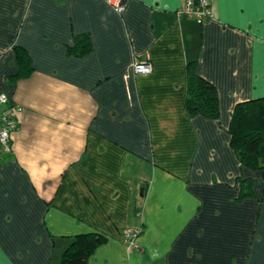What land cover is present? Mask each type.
<instances>
[{
    "label": "crops",
    "instance_id": "crops-1",
    "mask_svg": "<svg viewBox=\"0 0 264 264\" xmlns=\"http://www.w3.org/2000/svg\"><path fill=\"white\" fill-rule=\"evenodd\" d=\"M182 3L0 0V94L21 108L0 146V264H60L86 232L106 238L86 264H264V179L228 133L234 106L264 97V0H210L203 24ZM84 33L90 52L69 53ZM16 46L32 70L13 79ZM189 62L216 119L186 109ZM137 227L140 251L121 240Z\"/></svg>",
    "mask_w": 264,
    "mask_h": 264
},
{
    "label": "trees",
    "instance_id": "trees-1",
    "mask_svg": "<svg viewBox=\"0 0 264 264\" xmlns=\"http://www.w3.org/2000/svg\"><path fill=\"white\" fill-rule=\"evenodd\" d=\"M91 50L88 34H79L74 44L68 48L69 53L85 56ZM18 63V72L13 79L27 76L32 67L26 51L14 47ZM185 106L190 116L201 115L207 119L219 116V104L216 90L212 84L200 77L196 72L195 62L186 67ZM229 145L239 160L240 166L252 171H260L264 179V97L237 103L230 116L228 127ZM239 199L252 196L251 178H237ZM106 241L97 232L79 233L70 237L62 252L60 264H86L95 249Z\"/></svg>",
    "mask_w": 264,
    "mask_h": 264
},
{
    "label": "built area",
    "instance_id": "built-area-1",
    "mask_svg": "<svg viewBox=\"0 0 264 264\" xmlns=\"http://www.w3.org/2000/svg\"><path fill=\"white\" fill-rule=\"evenodd\" d=\"M117 13H122L129 0H104ZM178 15H185L193 19L198 24L212 18L210 0H183L182 5L176 11ZM134 74H148L152 71L151 63L146 60H134L132 62ZM21 108L9 103L8 98L0 94V146L1 149L8 152L10 150L11 133L17 128V121L14 113ZM142 232L141 227L127 228L122 232L121 240L128 248L140 251L136 246L135 239Z\"/></svg>",
    "mask_w": 264,
    "mask_h": 264
}]
</instances>
